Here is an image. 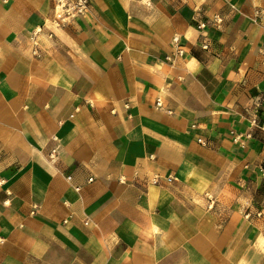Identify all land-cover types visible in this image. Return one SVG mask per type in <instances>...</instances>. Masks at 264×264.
<instances>
[{
    "label": "crops",
    "instance_id": "0c3cea01",
    "mask_svg": "<svg viewBox=\"0 0 264 264\" xmlns=\"http://www.w3.org/2000/svg\"><path fill=\"white\" fill-rule=\"evenodd\" d=\"M263 117L264 0H0V264H264Z\"/></svg>",
    "mask_w": 264,
    "mask_h": 264
},
{
    "label": "built area",
    "instance_id": "2783aa9c",
    "mask_svg": "<svg viewBox=\"0 0 264 264\" xmlns=\"http://www.w3.org/2000/svg\"><path fill=\"white\" fill-rule=\"evenodd\" d=\"M54 11H55V21L58 25L64 26L70 23L71 20L85 16L89 9V0H53ZM176 42V38L173 39ZM181 53V50H178ZM159 105V102H156ZM257 127L264 132V117L260 119L257 123L253 121ZM262 176L264 177V170H262ZM166 181H171V176L166 178Z\"/></svg>",
    "mask_w": 264,
    "mask_h": 264
}]
</instances>
